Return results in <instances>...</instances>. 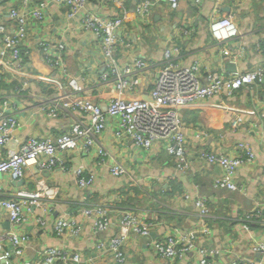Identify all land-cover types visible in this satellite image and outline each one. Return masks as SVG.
Returning a JSON list of instances; mask_svg holds the SVG:
<instances>
[{
  "label": "crops",
  "instance_id": "crops-1",
  "mask_svg": "<svg viewBox=\"0 0 264 264\" xmlns=\"http://www.w3.org/2000/svg\"><path fill=\"white\" fill-rule=\"evenodd\" d=\"M138 1L123 0L125 19L119 38L125 44L119 50L118 64L124 68L141 56L147 65L144 68L133 66L129 78L138 82L132 90L122 94L114 89V77L106 85L99 86L101 73L108 69L101 56L100 39L85 30L78 19H68L64 7L53 4L45 22L40 27H30L25 73L30 82L27 92L12 97L17 101V108L14 104L10 107L21 122L13 130L15 138L21 140L30 135L66 131L75 117L82 114L80 110L68 111L64 108L56 109L57 115L49 113L53 99L60 97L72 76L84 86L86 97L102 102L104 108L107 100L114 95L126 99L146 98L164 60V49L172 43L180 48L175 58L180 66H190L198 61L203 71L215 70L226 75L264 66V0H206L202 6H195L193 0H181V8L177 10L169 9V0H153L157 6L151 16L143 18L135 12ZM16 2L19 0H0V9L6 14L9 4ZM88 9L111 15L119 12L118 6L109 7L105 0H89ZM229 13L233 14L242 33L232 40L233 46L241 42L244 46L238 61L221 53L220 43L209 31L213 20ZM43 35L65 44L61 51L64 58L62 70L52 69L36 49V39ZM55 46H58L57 43ZM230 62L235 63L237 68H232ZM11 78L17 82L14 76ZM50 78L59 79L63 88L54 86ZM202 79L206 80L205 74ZM13 85L7 82L2 86L7 96H10ZM36 94L45 97L49 106L43 108ZM180 114L187 138L188 170L176 166L162 143L143 150L132 140H118L113 120L109 118L101 141L110 154L102 164H96L99 157L93 159L90 153L77 149L64 155L66 169L60 165L52 169H39L33 164L27 167L23 181L3 175L1 182L11 192L21 188L36 190L59 187L55 198H48L54 203V213H57L47 214L45 224L35 222L36 214L39 211L41 214L42 210L26 213L27 220L22 231L29 234V243L17 264H31L39 248L47 245L64 246L81 252L82 264H199L203 250H207V258L213 264H228L233 260H238L240 264H264V251L254 249L257 243L264 242V78L232 94L224 91L189 104L180 110ZM237 115L242 116L243 121L238 129L230 132V121ZM202 130L206 132L205 135L201 134ZM15 138L9 150H15ZM238 141L247 142L255 157L237 168V190L219 188L216 178L221 174L220 166L209 164L199 154L203 148L234 153ZM115 161L125 166L124 173H111ZM80 163L96 172L95 184L89 189L78 187L73 170ZM148 191H152L153 196H149ZM91 195L105 200L113 210L116 222L105 232H95L94 217L87 216L81 210L85 199ZM198 195L205 196L212 209L213 217L207 226H202L203 221L193 203ZM121 208L137 212L142 219L154 225L146 237L130 232L122 245L125 260L117 262L112 252L100 250L96 245L100 239L119 232ZM256 209H260L263 216L246 230L242 216ZM62 218L76 220L81 224V231L76 235L68 232L63 238L57 236L54 224ZM11 228L7 216L0 218V230ZM189 231L197 235L196 248L188 252L185 258L163 260L157 256L152 246L154 241L170 233L183 236ZM214 250H218V254L211 253Z\"/></svg>",
  "mask_w": 264,
  "mask_h": 264
},
{
  "label": "built area",
  "instance_id": "built-area-1",
  "mask_svg": "<svg viewBox=\"0 0 264 264\" xmlns=\"http://www.w3.org/2000/svg\"><path fill=\"white\" fill-rule=\"evenodd\" d=\"M105 1L109 7L118 6L119 12L111 15L90 10L88 9L89 0H19L16 4H9L6 14L0 9V193L2 189L6 190L1 182L2 176L7 174L12 180H18L25 175L24 166L27 164L36 162L39 169L63 165L66 169L65 160L59 159L56 155L60 151L71 153L73 150L80 149L86 154L93 155V159L95 156L99 157L96 164L105 162L110 153L101 141V135L109 118L113 120L115 136L118 140L124 142L132 140L143 150H149L154 144L162 143L166 152L175 160L176 166L181 170H188L190 160L187 155V138L180 110L189 104L216 96L224 91L232 94L264 78V66L262 65L244 71L237 70L228 75L215 70L203 71L198 61L190 66H180L175 61L180 48L172 43L164 49V60L146 98L126 99L118 95L109 98L105 103V108L102 102H95L91 98L79 103L75 101L65 103L64 101L63 104L65 103L67 107L62 106V108L82 112L79 117H75L66 131L41 136L30 135L21 140L17 139L15 150H9V145L15 138L12 134L13 130L21 123L10 110L12 104L14 107L17 106V101H14L12 97L27 92L30 82L25 74L29 55L30 27L36 25L40 27L50 16L49 9L53 4L59 8L64 7L68 19H78L85 30L92 32L102 41V51L109 69L101 73L98 79L99 86L106 85L110 78L114 77V89L122 94L132 90L133 85L138 82L136 79L130 80L129 78L131 67L121 68L118 64V42L123 44L119 38V31L125 19L123 0ZM205 1L193 0V3L195 6H202ZM169 3L170 10L181 8V0H169ZM156 6V1L139 0L135 4V12L141 18L149 17ZM233 18V14H229L213 20L209 31L212 37L220 43L221 53L231 60L238 61L244 46L242 42L237 46L232 44V40L242 34ZM55 43L58 46H55ZM114 44L115 47H113ZM34 45L44 62L52 69L62 70L64 68V58L61 54L65 48L63 42H55L53 38L43 35L37 37ZM146 65L144 58L140 56L135 58L132 65L127 66L144 68ZM203 74L206 75L205 81L202 79ZM12 76L17 82L11 78ZM7 82L14 83L10 96H7L8 93L2 87ZM50 82L57 87L63 86L57 78H50ZM67 83L70 91L66 98H69V101L78 99L80 94L85 95V88L76 77H70ZM36 96L38 100L40 99L43 108H46L45 97L39 94ZM56 106L57 103L49 106L51 107L50 114L57 115ZM242 121V116H234L228 130L231 132L238 129ZM201 134L205 135L206 132L202 130ZM81 145L83 147H79ZM236 148L237 151L234 153L203 148L199 154L209 164L220 166L221 174L216 178V186L219 188L237 190L239 186L235 180L237 168L255 157V152L247 142L238 141ZM125 170V166L119 161H115L111 167V173L114 175H120ZM73 171L80 189H89L94 186L96 172L88 169L84 163L77 165ZM48 190L55 191L54 189L27 191L18 189L14 192L9 191L11 192L9 196L0 197V218L7 216L13 227L10 230H0V264H17V260L24 256L29 243V234L22 231V225L27 220L28 211H32L33 208L42 210V213L35 217V222L40 225L45 224L46 215L51 213L50 209L53 205L48 200L50 197ZM89 202L90 200L84 201L81 210L87 216L94 217L95 232L107 231L116 222L114 216H111L113 213L111 205L102 200L91 208ZM193 203L202 221H209L213 217L212 209L205 196L198 195ZM120 213L119 232L100 239L96 245L100 250L112 252L117 262L125 260L122 245L127 234L134 232L146 237L150 235L154 225L142 219V216L133 210L121 208ZM258 217H261L260 209L247 212L242 216L246 230L250 229V224L245 221ZM56 223L55 234L61 238L68 235V232L76 235L81 231V224L74 219L62 218ZM196 237L194 231H189L183 236L170 233L154 241L152 246L159 258L179 260L185 258L188 252L196 248ZM254 249L264 251V242L260 245L256 244ZM218 252V250L211 251L215 254ZM207 256V250H203L200 264H211ZM82 258L81 252L74 249L47 245L39 248L31 264H68L70 262L82 264ZM228 264H240V262L233 260Z\"/></svg>",
  "mask_w": 264,
  "mask_h": 264
},
{
  "label": "rangeland",
  "instance_id": "rangeland-1",
  "mask_svg": "<svg viewBox=\"0 0 264 264\" xmlns=\"http://www.w3.org/2000/svg\"><path fill=\"white\" fill-rule=\"evenodd\" d=\"M230 14V13H229ZM229 14H227V15H229ZM231 15V14H230ZM226 16V15H225ZM233 20H234V18H233ZM99 38V37H98ZM100 42H101V48H100V50H101V56H102V59H103V61H104V63L106 64V66H108L107 65V62H106V60H105V57H104V55H103V51H102V49H103V46H102V41L100 40ZM125 44V42H123V45ZM121 45L122 44H119V42H118V48H119V50H120V48H121ZM113 47H115V44L113 45ZM118 55H119V51H118V53H117V57H118ZM129 67H131V69L133 68V66H126V69H129ZM108 69H109V67H108ZM58 84V83H57ZM59 85V84H58ZM60 86V85H59ZM57 87V86H56ZM57 88H60V89H62L63 88V86L61 85L60 87H57ZM69 91H70V89H69V84H68V87L66 88V89H64V90H62V92L60 93V97L59 98H55V99H53V105L55 104V103H57V106H56V109H59V108H62V106L63 107H67V106H65V103H70V102H73V101H75L76 103H79V102H81V101H84V100H86V99H90V97H86L87 96V94H85V95H83V94H80V96H79V98L78 99H73V100H70L69 101V98H66L68 95H69ZM116 92H118L119 93V91L116 89ZM221 94V93H220ZM116 96H118V95H114V96H112L111 98H114V97H116ZM110 98V99H111ZM65 99V100H64ZM64 101H66L64 104H63V102ZM68 101V102H67ZM93 101H95V100H93ZM96 102V101H95ZM195 103V102H194ZM187 107V106H186ZM185 108V107H184ZM71 110V109H70ZM76 117H79V116H76ZM61 133H63V132H61ZM15 139H17V138H15ZM16 142H17V140H16ZM79 147H83L82 145L81 146H79ZM78 147V148H79ZM77 149V148H76ZM97 151H98V149H97ZM69 152H65V151H60V152H57V157L59 158V159H64V155L65 154H68ZM168 154V153H167ZM169 155V154H168ZM170 156V155H169ZM33 164H36V165H38L36 162H33V163H30V164H27V165H25L24 166V173H26V169H27V167H29V166H31V165H33ZM80 165H82V163H80ZM61 167H63V165H60ZM44 168H46V169H52V168H54V167H51V168H48V167H44ZM24 176L25 175H23V177L22 178H20V179H18V180H21V181H23L24 179ZM93 187V186H92ZM50 188H52V189H54L55 191L54 192H52V191H50V190H48V191H50V197H48V198H55V196H56V194H57V192L56 191H59L58 190V186H50ZM21 190H25V191H27V189H24V188H21ZM7 192L6 193V195H3V193L4 192ZM56 192V193H55ZM9 193H11V192H9V191H7V190H5V189H2L1 190V193H0V197H6V196H9ZM147 194L149 195V196H153V194H152V191H148L147 192ZM90 200V205H91V208H94L95 207V204L97 203V202H101L102 201V199H99V198H97V197H94V195H91L90 196V198H87V199H85V201H89ZM53 203V202H52ZM54 204V203H53ZM33 210H34V208H33ZM51 213L50 214H53L54 213V207H53V205L51 206ZM29 213H32L33 211H28ZM36 212V211H35ZM40 212L41 211H39V214L37 215L36 214V217H38L39 215H40ZM111 216H113V214H111ZM56 224L57 223H55L54 224V231H55V226H56ZM25 225V223H23V225H22V228H23V226ZM207 225H209L208 224V221L206 220V221H203L202 222V226H207ZM12 226V225H11ZM13 228V227H12ZM11 228V229H12ZM118 228H120V226H118ZM127 235H129V233L127 234ZM261 244V242L260 243H257V245H260ZM255 247V246H254ZM258 250V249H257ZM209 262L211 263V264H213V262L211 261V260H209ZM199 264H200V260H199Z\"/></svg>",
  "mask_w": 264,
  "mask_h": 264
},
{
  "label": "trees",
  "instance_id": "trees-1",
  "mask_svg": "<svg viewBox=\"0 0 264 264\" xmlns=\"http://www.w3.org/2000/svg\"><path fill=\"white\" fill-rule=\"evenodd\" d=\"M263 215H262V211H261V217H262ZM260 217H258V218H253L251 221H245L246 223H249L250 225H252L253 224V222H255L256 220H258Z\"/></svg>",
  "mask_w": 264,
  "mask_h": 264
},
{
  "label": "water",
  "instance_id": "water-1",
  "mask_svg": "<svg viewBox=\"0 0 264 264\" xmlns=\"http://www.w3.org/2000/svg\"><path fill=\"white\" fill-rule=\"evenodd\" d=\"M229 65H231L232 68H233V67H234L235 69L237 68V67L235 66V63H233V62H230ZM55 213H57V212H55ZM55 213H54V214H55Z\"/></svg>",
  "mask_w": 264,
  "mask_h": 264
},
{
  "label": "clouds",
  "instance_id": "clouds-1",
  "mask_svg": "<svg viewBox=\"0 0 264 264\" xmlns=\"http://www.w3.org/2000/svg\"><path fill=\"white\" fill-rule=\"evenodd\" d=\"M219 166V165H218ZM208 201V200H207ZM250 227H251V225H250Z\"/></svg>",
  "mask_w": 264,
  "mask_h": 264
}]
</instances>
